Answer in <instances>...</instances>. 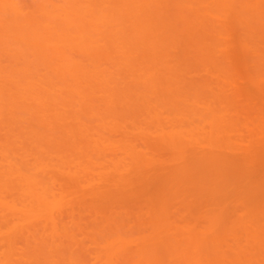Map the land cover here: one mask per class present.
Here are the masks:
<instances>
[{"label": "rangeland", "instance_id": "374dc122", "mask_svg": "<svg viewBox=\"0 0 264 264\" xmlns=\"http://www.w3.org/2000/svg\"><path fill=\"white\" fill-rule=\"evenodd\" d=\"M246 182L264 0H0V264H264Z\"/></svg>", "mask_w": 264, "mask_h": 264}, {"label": "bare ground", "instance_id": "6f19581e", "mask_svg": "<svg viewBox=\"0 0 264 264\" xmlns=\"http://www.w3.org/2000/svg\"><path fill=\"white\" fill-rule=\"evenodd\" d=\"M246 183H249V182H246ZM249 184H250V183H249ZM249 184H248V185H247V184H244V185H246V190H245L244 188H242L243 191H241V188L238 189V191L240 190V191L243 193V194H241V196H239V195H240V192H239V194H238L237 191H236V194H237L238 196L235 198L234 203H233V199H234V198H232V199L230 198V197H233V196H230L228 200H232V201H228V200H227V202H226V201L223 202V201L225 200V198H223V201H222L221 199L219 200L220 202L222 201L221 203L219 202V204H222V203L224 204V203H226V205H227V203H228L227 206H224V207L227 208L228 206H230L229 204L232 202L231 205L234 206L232 209L235 210L236 208H238L239 203H240L241 205H240L239 207H241V208L238 209V210H240V212L242 211V212L240 213V215H239L240 221H242V219H244L242 222H247V223H248V222L250 221V222H249V223H250V226H248V227H253V224H254L255 222H256V223L259 222L258 224H260L261 227H262V226L264 227V222H262V221L264 220V219H263V218H264V205H263L264 200H263V199H262V200L259 199V197H260L261 195H260V196L258 195V194H262V191H264V184H263V186H262L263 188H260L258 184L254 185V186H256V187H254V186H252V185H253L252 183L250 184L251 187H249ZM247 186H248V187H247ZM257 186H258V187H257ZM222 188H223L222 186H221V188H220V187H219V188H214V190H215V189H217V190L219 189V190L222 191V192H220V191L218 190V192H217V190H216L217 193H216V197L214 196L215 198H218V197H217V194H219V192L221 193L220 196L226 194L225 189L223 188V190L225 191V193H224L223 190H222ZM252 188H255V189H252ZM256 188H259V190L256 189ZM260 189H261L262 191H261ZM235 190H236V189H235ZM244 190H245V191H244ZM257 190H258V191H257ZM260 191H261V192H260ZM255 192H256V193H255ZM258 192H259V193H258ZM214 193H215V191H214ZM214 193H213V192H212V194L210 193L211 199L214 198V197H212V195H213ZM263 193H264V192H263ZM236 194H234V195H236ZM256 194H257V195H256ZM253 195H256V198H255V196H254V199L256 200L255 203H253V201H254V199H252V198H253ZM206 196H208V195H206ZM210 196H208V197L210 198ZM218 196H219V195H218ZM220 196H219V197H220ZM226 196H229V195H226ZM222 197H223V196H222ZM222 197H221V198H222ZM257 197H258V198H257ZM262 197H263V196H261L260 198H262ZM263 198H264V197H263ZM226 199H227V197H226ZM205 200H206V198H205ZM214 200H215V199H214ZM252 200H253V201H252ZM259 200H260V201H259ZM203 201H204V200H203ZM206 201H208V200H206ZM209 201H210V199H209ZM209 201H208V202H209ZM257 201H258V202H257ZM217 202H218V201H216V202L214 201V204L217 203ZM204 203H206V202L204 201ZM252 203H253V205H255L254 208H253V206H252ZM212 204H213V203H211V201H210V205H211L210 207L213 206ZM223 204H222V205H218V204H217V205H214V207L216 208V207L218 206L219 208H220V207L222 208V207H223ZM233 204H234V205H233ZM244 204H246V205H244ZM208 205H209V204H208ZM256 205H257V207H256ZM232 206H231V207H232ZM251 206H252V208H251ZM259 206L261 207V209H260ZM208 207H209V206H208ZM224 207H223V208H224ZM235 207H236V208H235ZM242 207L245 208L246 210H244V209L242 210ZM212 208H213V207H212ZM212 208H211V211H210V209H209L210 213H208V214H210V217H211V218H210V217L208 218V221H209V223H210V224L208 223V228H209V229H211V228L215 225V223H214V225L212 224V221H211V220H213V222H214V220H216V219H214V218H217V216L220 217V219H221V223H223L222 220H225L224 217L221 216V215H223V213H222L221 210H220V211L218 210L219 208H218V209H215V211H216V210L219 211V214H218V212L216 213V214H218L217 216H216V214H215L214 209H212ZM221 208H220V209H221ZM223 208H222V209H223ZM256 208H257V209H256ZM253 209H254V210H253ZM259 209H260L261 211H260ZM212 210H213L214 212H213ZM248 210H249V212H248ZM251 210H252V211H251ZM259 211H260V213H262V214H260ZM211 212H212V214H211ZM251 212H252V213H251ZM256 212H257V213H256ZM213 213H214V214H213ZM254 213H255V214H254ZM241 215H242V216H241ZM257 215H258V217H257ZM261 215H262V216H261ZM213 216H214V217H213ZM245 217H246V218H245ZM251 217H252V218H251ZM253 217H254V218H253ZM260 217H261L262 220H260ZM247 218H249V219H248L249 221L247 220ZM256 218H257V219H256ZM258 219H259V221H257ZM227 220H228V219L226 218V220L224 221V222H225L224 224H226ZM245 220H247V221H245ZM251 220H252V221H251ZM253 220H254V221H253ZM253 222H254V223H253ZM228 223H230L229 220H228V222H227V225L230 226ZM251 223H252V224H251ZM210 225H211L212 227H211ZM251 225H252V226H251ZM206 227H207V226H206ZM228 228L230 229L229 231L232 232L231 228H230V227H228Z\"/></svg>", "mask_w": 264, "mask_h": 264}]
</instances>
